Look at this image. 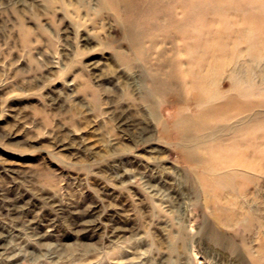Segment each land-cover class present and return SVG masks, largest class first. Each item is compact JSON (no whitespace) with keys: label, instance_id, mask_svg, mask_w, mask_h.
<instances>
[{"label":"rangeland","instance_id":"1","mask_svg":"<svg viewBox=\"0 0 264 264\" xmlns=\"http://www.w3.org/2000/svg\"><path fill=\"white\" fill-rule=\"evenodd\" d=\"M143 1L0 0V264H264V0Z\"/></svg>","mask_w":264,"mask_h":264},{"label":"bare ground","instance_id":"2","mask_svg":"<svg viewBox=\"0 0 264 264\" xmlns=\"http://www.w3.org/2000/svg\"><path fill=\"white\" fill-rule=\"evenodd\" d=\"M103 1V0H102ZM106 1V0H105ZM110 1V0H109ZM113 1V0H112ZM130 2H131V0H129ZM145 1V0H144ZM143 1V2H144ZM147 1V0H146ZM145 1V2H146ZM153 1V0H152ZM151 1V2H152ZM116 2V1H115ZM130 2H129V4H130ZM150 2V3H151ZM134 3V2H133ZM135 4V3H134ZM142 4L143 3H141V6H142ZM147 4V3H146ZM131 5V4H130ZM144 6H145V4H144ZM178 7V6H177ZM122 9V8H121ZM146 9H147V7H146ZM119 11V10H118ZM121 11V10H120ZM132 11V10H131ZM130 11V12H131ZM148 11V10H147ZM147 11H146V13L145 14H147ZM130 12H128V13H130ZM178 12V11H177ZM119 13V12H118ZM123 14V13H122ZM132 14V13H131ZM163 14V13H162ZM178 15V14H177ZM155 22V21H154ZM142 23L144 24V22L142 21L141 22V25H142ZM150 23V22H149ZM125 25V24H124ZM127 25V24H126ZM137 25V24H136ZM139 25V24H138ZM162 25V24H161ZM129 26V25H128ZM155 26H157L156 28H159V25H158V23H157V25H155ZM139 27V26H138ZM147 27V26H146ZM154 27V26H153ZM165 27V26H164ZM145 27H143V29H144ZM139 29V28H138ZM177 29V28H176ZM160 30V29H159ZM151 31H153L154 32V30H151ZM174 31H177V30H174ZM134 32V31H133ZM143 32V31H142ZM149 32V31H148ZM157 32V31H156ZM179 31H177V33H178ZM137 33V32H136ZM139 33V32H138ZM145 33V32H144ZM167 33H170V31L168 30V32ZM234 33V32H233ZM134 34V33H133ZM152 33H150L149 35H151ZM159 34H162V32H160ZM164 34V33H163ZM182 34V33H181ZM136 35V34H135ZM168 35V34H167ZM171 35V34H170ZM178 35V34H177ZM180 35V34H179ZM184 35V34H183ZM182 35V36H183ZM133 36V35H132ZM138 36H141L140 35V33L138 34ZM137 36V37H138ZM147 36H148V34H147ZM149 37V36H148ZM156 38V37H155ZM180 38V37H179ZM157 39V38H156ZM155 39V40H156ZM170 39V38H169ZM139 40V39H138ZM137 40V41H138ZM140 40H143V39H141L140 38ZM139 40V41H140ZM134 41H135V38H134ZM133 42V41H132ZM155 42V44L157 45V41H154ZM153 43V42H152ZM151 43V44H152ZM138 44V43H137ZM176 44H178V43H176ZM139 45V44H138ZM155 45V46H156ZM216 45V44H215ZM140 46V45H139ZM139 46H138V49H139ZM135 47V46H134ZM203 47V46H202ZM201 47V48H202ZM144 47H143V45H142V49H143ZM146 48V47H145ZM190 48V47H189ZM137 49V50H138ZM176 49H180V48H176ZM188 49V48H187ZM190 49H192V48H190ZM194 49H195V47H194ZM209 49H210V47H209ZM141 49H139V51H140ZM193 50V49H192ZM202 50V49H201ZM146 51V50H145ZM168 51V50H167ZM179 51V50H178ZM214 51V50H213ZM173 52V51H172ZM175 52H176V50H175ZM185 52V51H184ZM188 52V51H187ZM181 53V52H180ZM189 53V52H188ZM193 53V52H192ZM191 53V54H192ZM178 54V53H177ZM160 55V54H159ZM175 55V54H174ZM185 55H186V52H185ZM255 56V55H254ZM153 57H155V56H153ZM182 57V56H181ZM189 57H192V56H189ZM189 57H187V58H189ZM180 58V57H179ZM178 58V59H179ZM185 59V58H184ZM195 59V58H194ZM183 60V59H182ZM186 60V62H187V59H185ZM195 62H196V60H195ZM184 63V62H183ZM201 63V62H200ZM165 64V63H164ZM163 64V65H164ZM182 64V63H181ZM190 64H192V63H190ZM158 65V64H157ZM162 65V64H161ZM161 65H158V66H161ZM175 65H176V63H175ZM193 65V64H192ZM227 65V64H226ZM179 66V65H178ZM255 66V65H254ZM164 67V66H163ZM172 67H173V65H172ZM175 68H177L176 66H174ZM202 67V66H201ZM259 67V66H258ZM210 68V67H209ZM208 68V69H209ZM218 68V67H217ZM158 69V68H157ZM160 69H161V67H160ZM187 69V68H186ZM192 69V68H191ZM226 69V68H225ZM231 69V68H230ZM169 70V69H168ZM181 70V69H180ZM202 70H204V68L202 69ZM233 70V69H232ZM246 70V69H245ZM177 71V70H176ZM210 71V70H209ZM212 71V70H211ZM220 71V70H219ZM233 71H235V70H233ZM158 72V71H157ZM173 72V71H172ZM178 72H179V70H178ZM196 72V71H195ZM246 72V71H245ZM262 72V71H261ZM180 73V72H179ZM194 73V72H193ZM214 73V72H213ZM220 73V72H219ZM236 73V72H235ZM207 74H209V73H207ZM217 74H218V72H217ZM153 75H154V73H153ZM200 75V74H199ZM222 75V74H221ZM227 75V74H226ZM240 76L238 77V78H245V76H242L241 74H239ZM159 76V75H158ZM173 76V75H172ZM186 76V75H185ZM212 76V75H211ZM217 76V75H216ZM237 76V75H236ZM224 77V76H223ZM250 76H246V78H249ZM173 78V77H172ZM225 78V77H224ZM161 79V78H160ZM204 79V78H203ZM207 79H208V76H207ZM206 79V80H207ZM223 79V78H222ZM192 80V79H191ZM193 80H195V77H194V79ZM199 80H201V79H199ZM210 80V79H209ZM154 81V80H153ZM168 81H170V80H168ZM172 81V80H171ZM170 81V82H171ZM197 81V80H196ZM195 81V82H196ZM202 81H204V80H202ZM208 81V80H207ZM223 81V80H222ZM156 82V81H155ZM159 82V81H158ZM185 82H187V81H185ZM199 82V81H198ZM219 82V81H218ZM206 83V82H205ZM221 83V82H220ZM165 84V83H164ZM163 84V85H164ZM201 84V83H200ZM212 84V83H211ZM223 84V83H222ZM171 85H173V83L171 84ZM185 85H186V83H185ZM207 85V84H206ZM207 86H209V85H207ZM187 87V86H186ZM199 87V86H198ZM222 87V86H221ZM160 88V87H159ZM158 88V89H159ZM165 88H166V84H165ZM202 88H204V86L203 87H201L200 89H202ZM206 89V88H205ZM208 89H209V87H208ZM207 89V90H208ZM197 90V89H196ZM212 90V89H211ZM199 91V90H198ZM203 91V90H202ZM213 91V90H212ZM254 91V90H253ZM205 92H206V90H205ZM211 93V92H210ZM214 94V93H213ZM225 96H227V95H225ZM229 96V95H228ZM190 97V96H189ZM213 97V96H212ZM227 98V97H226ZM233 98V97H232ZM222 99V98H221ZM235 99H238V98H235ZM213 100V99H212ZM234 100V99H233ZM241 100V99H240ZM206 102V101H205ZM238 102V101H237ZM240 102V101H239ZM200 103V102H199ZM228 103H229V101H228ZM201 104V103H200ZM204 104V103H203ZM230 104V103H229ZM248 104V103H247ZM256 104V103H255ZM211 105V104H210ZM231 105V104H230ZM208 106V105H207ZM215 106V105H214ZM214 106H213V108H214ZM218 106V105H217ZM251 106V105H250ZM249 106V108H251ZM225 107V106H224ZM227 107H229V106H227ZM233 107V106H232ZM234 107H236L237 108V105L236 106H234ZM246 107H247V105H246ZM216 108H218V107H216ZM219 108H220V106H219ZM223 108V107H222ZM221 108V109H222ZM226 108V107H225ZM224 108V109H225ZM231 108V107H230ZM255 108V107H254ZM227 109V108H226ZM229 109V108H228ZM227 109V110H228ZM214 110V109H213ZM249 110V109H248ZM253 110V109H252ZM202 112H201V114L202 115H204V111L203 110H201ZM222 112H223V110H221ZM243 111V110H242ZM242 111H241V109H237V113L234 115V118H235V116L236 117H238V115H240V114H242ZM254 111H256V110H254ZM225 112H229V110L228 111H225ZM244 112H246V111H244ZM243 112V113H244ZM231 113V112H230ZM235 112H233V114H234ZM201 114H200V116H201ZM228 114V113H227ZM233 114H232V116H233ZM180 115V114H179ZM224 115V114H223ZM243 115V114H242ZM254 115V114H253ZM212 116H214V115H212ZM219 117H220V115H218ZM217 116V117H218ZM222 116V115H221ZM230 116V115H229ZM197 117H199V116H195V115H191V114H184L183 116L182 115H180V119L178 120L179 121V123L180 124H182L183 125V127H184V125H188V123L189 122H191V121H193V119H195V118H197ZM222 117H224V116H222ZM226 117V116H225ZM241 116H239L237 119H236V121L234 122V126H232V133H233V135H231L230 136V138H212V139H201V141L198 143V144H196V145H199V144H204L203 145V147L202 148H205V147H208V153H205L203 156H202V159H203V162L204 163H206V166L208 167V168H213L212 170H215L216 168H215V166H216V164L218 163L219 165H221V164H225L226 163V160H225V158H224V155L221 153V151H220V153L222 154H220L222 157H220V156H218L219 154H218V152H217V156H216V154L214 155V149H213V147H215V141L217 140L219 143H220V141H221V143L223 144V145H226V144H233V142H237V141H241L242 142V140L244 141V143H245V141L247 142V144L245 145V151H243V153L244 154H242L241 153V155L242 156H244V157H247L246 155V153L248 152V151H250V149L252 148V146H250V145H248V143L249 142H253L252 144H254L255 146H257V144H258V138H256L257 136L256 135H253V132H256L257 130V128L260 126V124L258 125V127L256 126L258 123L256 122V123H253V122H250V121H246V122H242V118H240ZM253 117H255V115L253 116ZM221 118V117H220ZM212 119H214L213 117H211V120ZM222 120H223V118H221ZM227 119H229L230 121H231V119L228 117ZM254 119V118H253ZM214 120H220L219 118L217 119H214ZM262 120V119H261ZM263 121H264V119H263ZM262 122V121H261ZM247 124V125H243V124ZM179 125V124H178ZM204 125V124H203ZM261 125H262V123H261ZM190 126V125H189ZM220 127V126H219ZM189 128V127H188ZM259 129V128H258ZM260 130V129H259ZM179 131V130H178ZM251 131H253V132H251ZM214 132V131H213ZM191 133L188 131V129L187 130H185V128L182 130V131H180V136L183 138V139H185V140H188V139H191V138H193L191 135H190ZM203 136V135H202ZM259 136V135H258ZM252 137V138H251ZM194 138H197V137H194ZM216 139V140H215ZM215 140V141H214ZM250 144V143H249ZM220 146H221V144H219ZM235 145V144H234ZM217 147H218V145H217ZM199 147H196V148H192L191 150H197ZM229 148V147H228ZM240 148V147H239ZM256 148V147H255ZM242 149V148H241ZM210 150V151H209ZM216 150V149H215ZM153 151V150H152ZM247 151V152H246ZM249 153H251V152H249ZM254 153V152H253ZM207 154V155H206ZM213 154V155H212ZM255 154V153H254ZM206 155V156H205ZM241 155H237V156H235V158L234 159H232V160H230L229 161V159H228V165H237V166H247V167H252V163H250L249 164V161L247 160V159H244V160H240V159H238V158H240L241 157ZM187 156L189 157V158H191V157H193L194 155H193V152L192 151H189L188 150V152H187ZM249 156H250V154H249ZM253 158V157H252ZM149 160V159H148ZM154 160V159H153ZM212 160H214L213 162H212ZM252 160V159H251ZM256 162V161H255ZM138 163V162H137ZM236 166V167H237ZM219 167H221V166H219ZM250 167V168H251ZM249 169V168H248ZM207 170V169H206ZM231 170V169H230ZM233 170H235V168L233 169ZM232 170V171H233ZM239 170V169H238ZM238 170H236L237 172H238ZM164 171V170H163ZM225 171H226V169H225ZM169 172V171H168ZM228 172V171H227ZM251 172V171H250ZM220 172H211L210 173V178H209V176L207 177L208 179H207V183H208V186L209 185H213V184H218L217 183V181L218 180H215L216 178H218L217 177V175H220L219 174ZM226 172H224L223 171V174H225ZM229 173V172H228ZM230 173H231V171H230ZM233 173V172H232ZM241 173V172H240ZM234 174V173H233ZM165 175V174H164ZM170 175V174H169ZM124 176V175H123ZM161 176V175H160ZM221 176H223V175H221ZM220 177V176H219ZM224 177V176H223ZM234 177V176H233ZM222 178V177H221ZM227 178H229L228 176H227ZM235 178V177H234ZM232 179V178H231ZM223 180H225V179H223ZM223 180H221V181H223ZM220 181V182H221ZM226 181V180H225ZM234 180H232V182H233ZM229 182V181H228ZM245 183V182H244ZM222 184V183H221ZM228 184V183H227ZM220 187V183H219V186H218V188ZM215 188V187H214ZM223 188V187H222ZM221 190V189H220ZM50 195V194H49ZM2 196V195H1ZM216 197H219V196H216ZM229 198V197H228ZM235 198V197H234ZM58 200V199H57ZM25 201V200H24ZM61 206V205H60ZM59 206V207H60ZM228 207V206H227ZM63 208H64V206H63ZM62 208V209H63ZM226 209V208H225ZM228 211V210H227ZM93 212H94V210H93ZM225 212V211H224ZM91 214V213H90ZM223 214V213H222ZM83 215V214H82ZM95 215V214H94ZM86 216V215H85ZM93 216V215H92ZM75 217H77V216H75ZM78 218V217H77ZM82 218V217H81ZM90 218V217H89ZM92 218V217H91ZM95 218V217H94ZM49 219V218H48ZM43 221V220H42ZM88 223V222H87ZM93 224V223H92ZM114 224V223H113ZM98 225V224H97ZM79 226V225H78ZM83 226V225H82ZM88 226V225H87ZM112 226V225H111ZM85 227V226H84ZM114 227V226H113ZM90 229V228H89ZM85 231V230H84ZM121 231V230H120ZM45 232V231H44ZM112 232V231H111ZM116 233V232H115ZM43 234V233H42ZM42 234H40V235H42ZM81 234V233H80ZM115 238V237H114ZM46 239V238H45Z\"/></svg>","mask_w":264,"mask_h":264}]
</instances>
